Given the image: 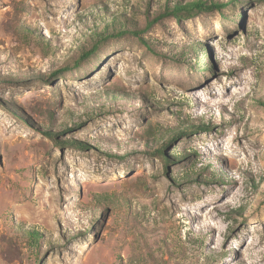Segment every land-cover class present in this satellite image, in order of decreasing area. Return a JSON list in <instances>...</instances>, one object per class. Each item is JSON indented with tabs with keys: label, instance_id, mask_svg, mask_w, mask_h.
I'll use <instances>...</instances> for the list:
<instances>
[{
	"label": "rangeland",
	"instance_id": "374dc122",
	"mask_svg": "<svg viewBox=\"0 0 264 264\" xmlns=\"http://www.w3.org/2000/svg\"><path fill=\"white\" fill-rule=\"evenodd\" d=\"M173 1L0 0V264H264V0Z\"/></svg>",
	"mask_w": 264,
	"mask_h": 264
},
{
	"label": "trees",
	"instance_id": "16d2710c",
	"mask_svg": "<svg viewBox=\"0 0 264 264\" xmlns=\"http://www.w3.org/2000/svg\"><path fill=\"white\" fill-rule=\"evenodd\" d=\"M221 7L222 5L215 2H209L208 0H190L187 2L173 1L172 4H169L164 8V11L160 13L159 16H156L154 18V22L159 21L161 18L166 16H174L181 20L182 18L193 17L199 13L211 11L215 8L221 9ZM154 22H148V25H153ZM120 23L122 22L118 19L113 18L111 22H108L106 23V25H104V28L101 31H96L94 33V39L91 46H89L88 48H84L79 54L67 59L62 65H60V67L55 70L57 75L64 74L73 70H78L84 67L85 63L91 57H93L98 52V50H100L103 44L107 43L109 40L118 39L122 36L130 34H134L141 40H145L141 36L140 30H138L137 28L129 29L126 25L119 26ZM262 105L264 106V102H262ZM199 127H206V125H200ZM187 131H189V128H187V126H183V130H179L177 134ZM177 134L172 135L171 138H169L163 145L155 149V152L165 160H167L169 156L167 153H165V149L169 145V141L175 139L177 137ZM188 171L189 173H194V168H191ZM187 176H189V174H187ZM91 230H93V226L91 227ZM27 235L34 244L39 243L41 234L38 231L28 230Z\"/></svg>",
	"mask_w": 264,
	"mask_h": 264
}]
</instances>
